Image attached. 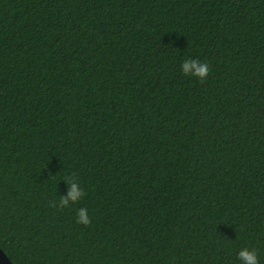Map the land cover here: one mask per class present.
<instances>
[{
    "label": "trees",
    "instance_id": "1",
    "mask_svg": "<svg viewBox=\"0 0 264 264\" xmlns=\"http://www.w3.org/2000/svg\"><path fill=\"white\" fill-rule=\"evenodd\" d=\"M73 173L87 195L50 207ZM0 247L264 264V0H0Z\"/></svg>",
    "mask_w": 264,
    "mask_h": 264
},
{
    "label": "clouds",
    "instance_id": "2",
    "mask_svg": "<svg viewBox=\"0 0 264 264\" xmlns=\"http://www.w3.org/2000/svg\"><path fill=\"white\" fill-rule=\"evenodd\" d=\"M211 70V63L207 60L200 61L195 58H188L181 63V71L185 76H194L201 82H204ZM67 182V193L60 195L59 202L49 201V206L52 208H70L73 204L78 203L83 199L87 192L81 187L75 173L63 179ZM76 223L89 226L92 223L91 217L88 215V209L80 207L76 212ZM238 258L241 264H260L258 249L255 247H244L238 252Z\"/></svg>",
    "mask_w": 264,
    "mask_h": 264
},
{
    "label": "water",
    "instance_id": "3",
    "mask_svg": "<svg viewBox=\"0 0 264 264\" xmlns=\"http://www.w3.org/2000/svg\"><path fill=\"white\" fill-rule=\"evenodd\" d=\"M0 264H14L7 253L0 247Z\"/></svg>",
    "mask_w": 264,
    "mask_h": 264
}]
</instances>
